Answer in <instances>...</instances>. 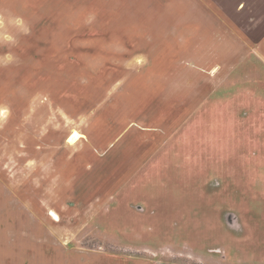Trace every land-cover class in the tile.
<instances>
[{
	"label": "rangeland",
	"instance_id": "374dc122",
	"mask_svg": "<svg viewBox=\"0 0 264 264\" xmlns=\"http://www.w3.org/2000/svg\"><path fill=\"white\" fill-rule=\"evenodd\" d=\"M193 5L0 0V264H264V39L194 56Z\"/></svg>",
	"mask_w": 264,
	"mask_h": 264
},
{
	"label": "crops",
	"instance_id": "0c3cea01",
	"mask_svg": "<svg viewBox=\"0 0 264 264\" xmlns=\"http://www.w3.org/2000/svg\"><path fill=\"white\" fill-rule=\"evenodd\" d=\"M193 1L194 23L196 25L194 26V31L192 32L190 30L189 33L191 32V34L194 35L192 37L194 46L191 49L194 56L221 54L228 57V59L236 56L245 58L251 47L257 46V43H255L256 41H263L264 29L261 30L259 28L262 23L258 22L255 31L252 32L251 30H247V28L243 29V27H241L242 23H244L243 20L235 22L230 13L227 12L226 5L217 2L218 0ZM233 6H236V8H238L237 10L241 11V9L243 10L248 6L247 0H238V3ZM248 41H251V47H246L250 45ZM236 43L240 46H236ZM225 63L226 61L222 62V65L225 67L224 71L230 72L232 68L230 69L229 67L227 69L228 64ZM229 75L230 74L227 76ZM135 147L136 148L133 149L134 147L125 146L120 150L129 153L143 152L149 148L146 143ZM169 205L170 204L166 201L159 206L160 209H162V207H168ZM145 209V206L141 208V210ZM169 210H173V208ZM191 213H193V209H191Z\"/></svg>",
	"mask_w": 264,
	"mask_h": 264
}]
</instances>
